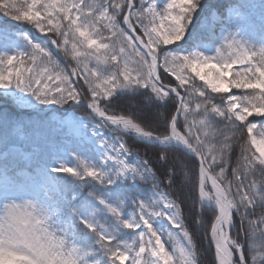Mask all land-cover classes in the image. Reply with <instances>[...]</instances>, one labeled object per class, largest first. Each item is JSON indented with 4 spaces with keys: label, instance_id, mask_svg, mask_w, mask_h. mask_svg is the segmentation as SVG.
<instances>
[{
    "label": "trees",
    "instance_id": "trees-1",
    "mask_svg": "<svg viewBox=\"0 0 264 264\" xmlns=\"http://www.w3.org/2000/svg\"><path fill=\"white\" fill-rule=\"evenodd\" d=\"M146 1L133 0L131 23L158 54L159 63L168 64L171 56L179 57L183 53L178 52V46L158 45L148 36L156 24L145 11ZM163 1L158 23L167 37L176 38L181 29L188 30L192 33L188 42L190 48L219 40L222 23L211 24L201 17L217 10L216 4L220 0ZM232 4H240L245 9L240 0H230ZM103 7H108L106 18L100 14ZM128 9V0H0L3 17L0 25L8 32L22 25L55 42L58 54L50 47L52 58L78 76L77 80L67 82L74 93L65 99L66 107L76 101L94 102L108 114L131 118L145 131L165 137L169 135L180 100L152 77L147 56L124 26ZM218 11L224 18L225 9L221 7ZM3 44H9L7 38H0V45ZM251 46V54L264 75V48L259 45L258 37ZM9 59L15 63L28 60L27 57L19 60L17 53H12ZM159 78L163 84L176 87L183 96L176 118L177 128L202 156L210 173L227 193L232 208L230 240L242 248L239 253L237 249L233 250L236 262L264 264V165L253 149L248 125L250 121L264 120V91L253 84L243 68L227 75L231 94L251 114L243 120L231 112L226 92L209 89L187 70L173 75L160 66ZM74 109L89 113L83 105ZM40 121L37 113L18 109L11 100L0 97L1 145L13 136L17 126L31 134L34 125ZM114 135L123 149L135 156L128 160L133 177L121 184H108L61 171L57 178L60 192L52 193L50 197L42 196L43 206L58 208L66 225L69 222L77 224L79 239L88 257L104 264L106 253L112 247L88 229L94 224L93 211L102 204L111 203L120 212L126 194L132 192L137 196L141 192L146 195L145 203L157 202L163 212L160 203L163 193L171 206L169 227L181 262L218 264L211 242L218 212L211 203L201 200L202 175L198 158L176 146L163 147L120 132ZM43 158L48 161L51 157ZM67 169L73 171L70 164ZM205 187H209L207 182ZM245 194L249 195L250 204L246 203ZM72 195L76 199H71ZM77 203L88 208L82 222H77ZM257 221L261 223L257 224Z\"/></svg>",
    "mask_w": 264,
    "mask_h": 264
},
{
    "label": "rangeland",
    "instance_id": "rangeland-1",
    "mask_svg": "<svg viewBox=\"0 0 264 264\" xmlns=\"http://www.w3.org/2000/svg\"><path fill=\"white\" fill-rule=\"evenodd\" d=\"M240 2L245 9L240 4L228 7L230 0H220L224 18L219 8L201 17L211 24H224L216 43L196 48L188 46L192 37L188 30L181 29L178 37L169 38L159 26L160 5L165 1L147 0L144 8L156 24L148 35L151 40L158 45L178 46V52L183 53L171 56L168 64L162 62L160 66L173 75L187 70L209 89L226 92L231 112L244 120L251 114L231 94L227 75L243 68L253 84L264 91L262 69L251 54L256 37L264 48V0ZM100 14L106 18L108 7H103ZM11 32L0 25V38H7L9 43L0 45V97L11 100L18 109L37 113L42 122L34 125V135L22 134V127L17 126L14 136L0 145V264H102L88 257L77 224L66 225L58 208L47 209L40 200L60 192L57 178L61 171L81 179L124 183L133 177L128 160L135 156L127 153L115 138V132H122L94 115L90 108L85 106L91 114L88 115L65 106V99L74 93L67 82L78 76L52 58L50 47L56 49L55 42L49 45L36 41V34L33 37L15 27ZM12 53H17L19 60L27 57V62H12ZM248 125L253 149L264 165V120L250 121ZM48 155L51 158L47 161L43 157ZM67 164L73 171L67 169ZM204 188L201 200L214 202L208 198L209 187L206 189L204 184ZM139 194H126L120 212L111 203L93 211L94 224L88 229L112 247L104 264H183L169 227L171 206L166 196L161 194L162 212L157 202L147 204L146 195ZM244 199L250 204L248 194ZM75 206L77 222H82L88 208L79 203ZM229 244L233 250L239 248L230 240Z\"/></svg>",
    "mask_w": 264,
    "mask_h": 264
},
{
    "label": "water",
    "instance_id": "water-1",
    "mask_svg": "<svg viewBox=\"0 0 264 264\" xmlns=\"http://www.w3.org/2000/svg\"><path fill=\"white\" fill-rule=\"evenodd\" d=\"M128 1H129V10H128V13H127L126 18H125V26H126L127 31L133 36V38L137 42V44L140 47V49L143 52H145V54L148 56V58H149V60L151 62L152 76L156 80V82L158 84H160L161 86H163L164 88H166L167 90L173 92L174 94H177L179 96L180 102H182L183 97L178 93V90L175 87H173V86L163 84L161 82V80L158 78V71H159L158 66H159V64H158V60H157L156 56L151 54V52L149 50V46L145 43L143 38L135 31V29L130 26V11L134 7V5H133V0H128ZM220 3H222V2H220ZM220 3L217 5L218 7H219ZM46 39H48V38L43 36V37L37 38L36 40H40L41 41V40H46ZM153 58H154V61H153ZM90 105L94 107V105L92 103ZM94 108H95L96 112H99L97 107H94ZM180 108H181V103H180V106L178 107V110L176 112L175 118L178 116V114L180 112ZM107 117H109V116H107ZM113 118L129 121L130 123L136 125L139 128V126L137 124H135L129 118H125V117H113ZM173 129H176L177 136L174 135ZM143 132H145V131H143ZM145 133L151 137V140H146V139L139 138L140 140L148 142V143L159 144L161 146H171V145H173V146H176V147H178V148H180V149H182V150H184V151L196 156L198 158V160L200 161V163H201V172H202L203 176L208 180L209 186H210V188L213 191V194H214V197L216 198V201L217 202H219V201L222 202V200H220V198L217 196V194H216V192H215V190L213 188L212 182H214V183H216L218 185L219 190H220V192L222 194V197L225 200V203H226L227 207L231 211V205H230V203L228 201L227 194H226L225 190L218 184L216 179L210 174L209 170L207 169V167L203 163L202 157L199 154H197V152L194 150L193 146H191L189 144V142L187 141L186 137L176 128L175 119L172 122L170 134L167 137L160 138V137H158V136H156V135H154L152 133H148V132H145ZM214 208L218 211V217H219L220 209L218 208V206L216 204H214ZM218 217H217V219H218ZM216 221L214 223V226L216 224ZM228 224H231V222H229ZM214 226H213V229H212L211 239H212V236H213ZM212 241H213V239H212ZM230 253H231V260H230L229 264H236L234 252L230 250Z\"/></svg>",
    "mask_w": 264,
    "mask_h": 264
},
{
    "label": "bare ground",
    "instance_id": "bare-ground-1",
    "mask_svg": "<svg viewBox=\"0 0 264 264\" xmlns=\"http://www.w3.org/2000/svg\"><path fill=\"white\" fill-rule=\"evenodd\" d=\"M98 114L101 118L106 120L108 124L114 126L115 128L119 130L126 131L128 133H133L135 136L142 138V139L151 140V137L149 135H147L140 128L130 123L129 121L105 117L101 112H99ZM173 131H174V135L177 136L176 129H173ZM203 182L208 183V180L205 178V180L203 179ZM212 185H213V188L217 196L220 198V200H222V202L221 201L217 202L216 198H214L213 196L214 194H211L210 192H208L210 194L208 198L211 201H214L212 203L216 204L218 208L220 209V215L216 221V224L213 230L212 244L216 250L219 264H229L231 260L230 250L232 251L231 245L229 244L230 238L228 235V229L230 227V224L228 223L231 222L230 210L227 207L225 200L222 197V194L219 190L218 185L214 182H212ZM225 227L226 229H224Z\"/></svg>",
    "mask_w": 264,
    "mask_h": 264
}]
</instances>
